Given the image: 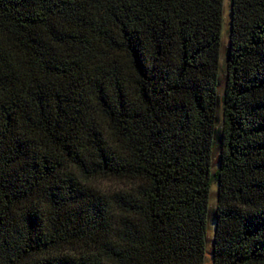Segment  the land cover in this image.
<instances>
[{
  "label": "trees",
  "instance_id": "16d2710c",
  "mask_svg": "<svg viewBox=\"0 0 264 264\" xmlns=\"http://www.w3.org/2000/svg\"><path fill=\"white\" fill-rule=\"evenodd\" d=\"M223 3L0 0V264H204L212 182L211 264H264V0L221 91Z\"/></svg>",
  "mask_w": 264,
  "mask_h": 264
},
{
  "label": "rangeland",
  "instance_id": "374dc122",
  "mask_svg": "<svg viewBox=\"0 0 264 264\" xmlns=\"http://www.w3.org/2000/svg\"><path fill=\"white\" fill-rule=\"evenodd\" d=\"M229 29H230V0H224L223 3V24H222V32H221V46H220V62H219V85L222 91L225 83V54L226 48L228 44L229 37ZM218 137V135L216 136ZM217 139V138H216ZM217 154V150H216ZM217 169V156L212 161L211 171L215 172ZM104 190H114L117 188L116 185L106 182L101 185ZM217 199V184L216 182H212L209 194V202H208V214H207V232H206V241H205V256H204V264L212 263V241L214 237L215 231V206Z\"/></svg>",
  "mask_w": 264,
  "mask_h": 264
}]
</instances>
